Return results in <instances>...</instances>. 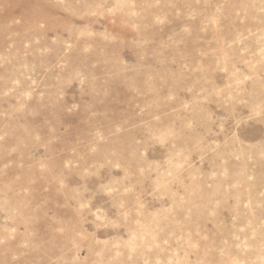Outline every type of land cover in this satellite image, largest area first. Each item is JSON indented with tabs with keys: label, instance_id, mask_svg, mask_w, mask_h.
Here are the masks:
<instances>
[{
	"label": "rangeland",
	"instance_id": "1",
	"mask_svg": "<svg viewBox=\"0 0 264 264\" xmlns=\"http://www.w3.org/2000/svg\"><path fill=\"white\" fill-rule=\"evenodd\" d=\"M0 264H264V0H0Z\"/></svg>",
	"mask_w": 264,
	"mask_h": 264
}]
</instances>
